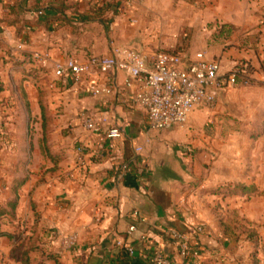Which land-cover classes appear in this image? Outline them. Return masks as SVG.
I'll return each mask as SVG.
<instances>
[{
  "label": "crops",
  "instance_id": "obj_1",
  "mask_svg": "<svg viewBox=\"0 0 264 264\" xmlns=\"http://www.w3.org/2000/svg\"><path fill=\"white\" fill-rule=\"evenodd\" d=\"M109 2L114 4L103 10ZM123 3L0 0V132L18 138L16 144L0 145V192L9 196L14 181L20 183L14 227L5 232L11 239L0 237V251L8 247L2 264H20L11 257L18 247L29 250L31 264H151L155 252L172 264H193L178 256L169 230L188 234L200 252L194 264H216L221 254L232 260L244 244L214 241L183 213L180 200L190 181L185 153L192 140L189 125L149 129L145 112L129 101L134 90L123 87L122 72H92L78 85L53 76V61L106 57L113 47L133 49L148 63L153 61L152 40L138 33L125 35L117 17L107 22L96 18L116 13ZM192 4L198 10L188 35L200 42V50L190 57L203 52L223 71L243 65L250 84L264 88V0ZM33 53L48 55L46 67L31 70ZM32 72L40 78L34 79ZM92 85H110L112 94L92 96ZM46 89L50 96L40 103L37 90ZM82 114L101 131L85 132ZM111 128L120 131L119 138L104 137ZM31 129L33 139L27 144ZM80 145L85 148L83 166L76 164ZM16 233L23 242L16 241ZM71 236L76 240L67 247Z\"/></svg>",
  "mask_w": 264,
  "mask_h": 264
},
{
  "label": "rangeland",
  "instance_id": "obj_2",
  "mask_svg": "<svg viewBox=\"0 0 264 264\" xmlns=\"http://www.w3.org/2000/svg\"><path fill=\"white\" fill-rule=\"evenodd\" d=\"M193 1L124 0L116 13L97 14L96 18L107 22L117 17L125 35L138 33L152 40L153 55L176 51L188 59L190 53L200 50V42L188 35V28L196 24L198 9ZM105 25L111 33L112 25ZM32 55L31 70L44 68ZM40 76L32 72L34 79ZM48 91L37 90L40 103L50 96ZM191 115L194 121L189 122V116L186 125L192 140L183 150L190 163V181L180 200L183 213L193 227L206 231L214 241L245 244L234 251L232 260L221 254L222 260L216 264H264V88L254 87L249 80L238 83L220 94L213 108H200ZM29 133L27 144L33 139V130ZM16 137L0 132V145L16 144ZM6 196L0 192V206L14 200L12 192ZM5 211L10 212V206ZM14 219L3 217L0 233L12 232ZM19 234H15L18 242ZM2 252L7 253L8 247L0 251V264Z\"/></svg>",
  "mask_w": 264,
  "mask_h": 264
},
{
  "label": "built area",
  "instance_id": "obj_3",
  "mask_svg": "<svg viewBox=\"0 0 264 264\" xmlns=\"http://www.w3.org/2000/svg\"><path fill=\"white\" fill-rule=\"evenodd\" d=\"M38 16L42 12L37 13ZM33 59L41 67H46L49 57L46 54L33 53ZM53 76L58 80H69L80 84L86 75L96 72L106 75L110 72H122L125 77L123 87L134 90L129 101L145 112V122L149 129L156 131L170 130L187 124L190 114L200 108H213L224 91L236 84H246L245 67L238 65L223 71L219 62L207 59L203 52L193 54L188 59L175 51H162L148 63L144 57L133 49L113 47L106 57L93 56L80 61L76 58L56 60L51 63ZM92 96H110V85H92L88 88ZM82 128L85 132L97 134L101 131L97 123L82 114ZM117 128L105 131L106 139L120 137ZM84 146L76 147V164H84ZM129 227V231H134ZM175 241L178 256L199 259L200 252L194 248L188 234L175 230L168 231ZM142 241L145 237L141 236ZM75 237L68 238L67 247L74 245ZM129 255L130 247L125 248ZM151 264H172L162 252H155L150 257Z\"/></svg>",
  "mask_w": 264,
  "mask_h": 264
},
{
  "label": "trees",
  "instance_id": "obj_4",
  "mask_svg": "<svg viewBox=\"0 0 264 264\" xmlns=\"http://www.w3.org/2000/svg\"><path fill=\"white\" fill-rule=\"evenodd\" d=\"M113 2V1H112ZM112 2H109L107 5H105L103 7V10H106L110 4ZM114 4V3H112ZM119 7V6H118ZM55 18H50L48 19V21H52ZM57 20V19H55ZM176 52V51H175ZM177 53V52H176ZM40 110L42 113V117L45 114V109L44 107L40 104ZM20 183L15 180L14 183L11 186V192L14 194V200H12V202H6V204L4 206H0V222L2 221L3 217H10L11 219L15 218V207L17 204V189L19 187ZM7 206H10V212H6L5 210L7 209ZM6 236L8 238H10L7 234L5 233H0V237ZM11 239V238H10ZM28 249H22L21 247H18L16 250H12V256L13 259H15L16 261H19L20 264H31V262L29 261L28 257H27V253H28ZM191 262H193V264L195 262H197V259H192V258H188Z\"/></svg>",
  "mask_w": 264,
  "mask_h": 264
}]
</instances>
